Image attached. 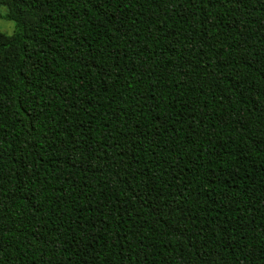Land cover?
<instances>
[{"label": "trees", "instance_id": "obj_1", "mask_svg": "<svg viewBox=\"0 0 264 264\" xmlns=\"http://www.w3.org/2000/svg\"><path fill=\"white\" fill-rule=\"evenodd\" d=\"M0 5V264H264V0Z\"/></svg>", "mask_w": 264, "mask_h": 264}, {"label": "rangeland", "instance_id": "obj_2", "mask_svg": "<svg viewBox=\"0 0 264 264\" xmlns=\"http://www.w3.org/2000/svg\"><path fill=\"white\" fill-rule=\"evenodd\" d=\"M6 8L0 5V16L6 13ZM0 32L11 35L14 32V23L0 18Z\"/></svg>", "mask_w": 264, "mask_h": 264}]
</instances>
